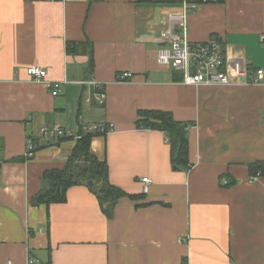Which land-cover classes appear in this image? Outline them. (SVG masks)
I'll return each instance as SVG.
<instances>
[{"label":"crops","instance_id":"obj_1","mask_svg":"<svg viewBox=\"0 0 264 264\" xmlns=\"http://www.w3.org/2000/svg\"><path fill=\"white\" fill-rule=\"evenodd\" d=\"M181 3L0 0V264L31 256L39 264H264V177L251 182L249 170L264 161V84L177 82L158 54ZM187 34L220 41L232 65L242 61L251 74L264 69V0H202ZM32 66L47 70L46 81L28 76ZM91 79L106 85L103 104L86 102L81 83ZM158 109L194 122L190 169L173 165L167 133L137 128L140 110ZM90 123L114 125L91 149L128 196L111 216L88 185L71 187L49 214L31 205L44 174L63 169L76 143L41 128L78 134ZM31 141L36 152L26 159ZM144 176L153 179L146 195Z\"/></svg>","mask_w":264,"mask_h":264},{"label":"built area","instance_id":"obj_2","mask_svg":"<svg viewBox=\"0 0 264 264\" xmlns=\"http://www.w3.org/2000/svg\"><path fill=\"white\" fill-rule=\"evenodd\" d=\"M182 11L179 13H169L168 28L163 32L162 38L165 42L158 54V60L161 64L172 67L175 71L182 73L181 84L188 86H213V85H255L264 84V69H257L256 74H251L249 68L242 62L238 61L232 65V61L225 57L223 44L218 40H210L206 42H192L187 34V17L189 13L195 11L199 2L202 0H181ZM264 40V36L262 37ZM29 77L37 81H46L47 70L32 66L26 70ZM131 74L124 73L120 76L122 81L127 80ZM85 87L88 88L90 96L86 102L90 103L95 99L103 104L107 99L106 85L96 79L83 81ZM54 88L53 95L59 93V84L51 85ZM115 131L113 124L90 123L81 124L79 133L66 131L61 126L53 127L44 126L40 132L44 136L73 137L76 140L82 136L81 133H93L99 135H109ZM37 145L31 141L27 144L24 156L26 159L36 152ZM264 176L261 172L250 176L251 182H258ZM142 193H149L153 184L150 176H144L141 179ZM40 261L36 257H29V264H39Z\"/></svg>","mask_w":264,"mask_h":264},{"label":"trees","instance_id":"obj_3","mask_svg":"<svg viewBox=\"0 0 264 264\" xmlns=\"http://www.w3.org/2000/svg\"><path fill=\"white\" fill-rule=\"evenodd\" d=\"M179 2V0H176ZM76 43H67V51L74 52ZM93 51L90 55L89 69H94ZM176 80H182V73L178 72ZM137 128L159 130L167 133L171 144L172 163L177 168L190 169L189 156V128L194 122L179 121L171 111L166 110H140L136 121ZM82 136L76 140L72 153L63 169L47 171L43 176V186L39 192L32 197L30 203L34 206L45 205L48 209L54 203L67 201L68 190L77 185L89 186L90 190L97 196L103 212L111 216L110 208L116 202L128 196L122 189L113 185L109 180V168L105 160H100L91 149V142L95 134L81 133ZM73 137H60V141L71 140ZM250 175L261 172L264 176V161L250 164ZM132 197V196H131ZM108 204V205H107ZM108 206V207H107Z\"/></svg>","mask_w":264,"mask_h":264},{"label":"water","instance_id":"obj_4","mask_svg":"<svg viewBox=\"0 0 264 264\" xmlns=\"http://www.w3.org/2000/svg\"><path fill=\"white\" fill-rule=\"evenodd\" d=\"M93 184H94L93 181H88V182H86V185H88V186H92Z\"/></svg>","mask_w":264,"mask_h":264},{"label":"rangeland","instance_id":"obj_5","mask_svg":"<svg viewBox=\"0 0 264 264\" xmlns=\"http://www.w3.org/2000/svg\"><path fill=\"white\" fill-rule=\"evenodd\" d=\"M182 4V3H181ZM181 81V80H180ZM180 81H177V82H179L180 83Z\"/></svg>","mask_w":264,"mask_h":264}]
</instances>
